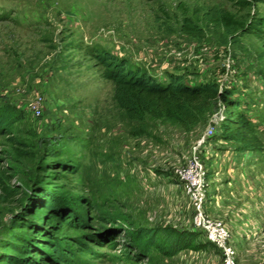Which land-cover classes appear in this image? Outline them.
<instances>
[{
    "label": "rangeland",
    "instance_id": "rangeland-1",
    "mask_svg": "<svg viewBox=\"0 0 264 264\" xmlns=\"http://www.w3.org/2000/svg\"><path fill=\"white\" fill-rule=\"evenodd\" d=\"M178 5L227 12L241 25L235 43L184 36ZM99 53L159 81L176 76L229 91L262 151L217 139L218 103L189 131L127 120ZM0 116L8 129L0 133V186L16 192L4 203L0 191V264H20L12 258L30 238L22 208L36 192L71 214L72 225L52 235L67 262L39 247L51 264H223L222 251L190 227V203L173 176L209 130L198 153L204 211L227 229L233 264H264L259 234L241 232L252 219L264 226V0H0ZM137 229L158 233L149 245L136 241Z\"/></svg>",
    "mask_w": 264,
    "mask_h": 264
},
{
    "label": "trees",
    "instance_id": "trees-1",
    "mask_svg": "<svg viewBox=\"0 0 264 264\" xmlns=\"http://www.w3.org/2000/svg\"><path fill=\"white\" fill-rule=\"evenodd\" d=\"M177 9L181 16L179 32L188 38L201 39L206 33H214L224 44L235 43L237 33L241 31L240 23L222 10L196 9L189 13L179 5ZM95 56L105 66L102 77L112 84L113 101L127 120L142 124L144 118L149 117L189 131L201 124L218 103L222 107L223 119L218 127L217 139L235 145V151L238 152L262 151V143L253 123L239 109V102L229 91L218 88L212 82L189 84L176 76H168L166 82L159 81L142 70L129 67L123 60L104 53ZM0 133H8L4 116H0ZM14 155L21 159L24 153L15 148ZM52 165L70 171L65 164L54 162ZM0 191L4 203L13 199L16 193L3 185ZM33 196V202L22 208L26 220L20 226L30 238L22 239L20 248L24 255L16 258L12 256V259L20 261V264L23 261L24 264H38L31 260L37 257L40 264H51L53 259L42 253L39 249L42 246L48 249L54 259L66 263L68 250L55 244L52 235L64 226L72 225L71 214L57 208L43 193L36 192ZM157 233L152 229H137L133 232L136 241L142 240L149 245ZM168 238L175 240V233H169Z\"/></svg>",
    "mask_w": 264,
    "mask_h": 264
},
{
    "label": "built area",
    "instance_id": "built-area-1",
    "mask_svg": "<svg viewBox=\"0 0 264 264\" xmlns=\"http://www.w3.org/2000/svg\"><path fill=\"white\" fill-rule=\"evenodd\" d=\"M38 104V102H37ZM34 112L38 113L36 104L32 105ZM212 134L209 130L205 136H201L193 145L192 152L187 162L173 172L174 178L179 183L184 195L191 207L190 227L202 232L207 241L217 246L224 256L223 264H233V252L229 247L228 231L225 226L210 219L204 211V202L207 184L205 182V170L198 156L200 148L204 144L205 137ZM262 253L264 255V227L259 232Z\"/></svg>",
    "mask_w": 264,
    "mask_h": 264
},
{
    "label": "crops",
    "instance_id": "crops-1",
    "mask_svg": "<svg viewBox=\"0 0 264 264\" xmlns=\"http://www.w3.org/2000/svg\"><path fill=\"white\" fill-rule=\"evenodd\" d=\"M209 158L211 159L212 163L211 164H214L216 162V160L218 159V156L216 155H211L209 156ZM206 171H208V169H206ZM206 198V196H205ZM205 204H206V200H205ZM205 209H207V207H205ZM248 219V218H247ZM252 221H255V219H252ZM246 222L245 223V227H244V230H241V232H248L250 235L253 233L255 234H259L260 230L264 227H260V225H257L259 223L257 222ZM262 223V222H261ZM260 227V228H259ZM232 230V229H231ZM240 231V229L238 230Z\"/></svg>",
    "mask_w": 264,
    "mask_h": 264
}]
</instances>
